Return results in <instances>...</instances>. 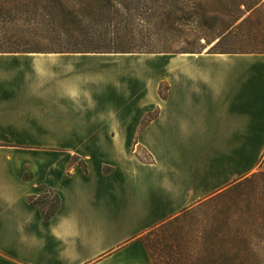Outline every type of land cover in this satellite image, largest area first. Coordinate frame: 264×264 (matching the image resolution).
<instances>
[{
	"label": "rangeland",
	"instance_id": "1",
	"mask_svg": "<svg viewBox=\"0 0 264 264\" xmlns=\"http://www.w3.org/2000/svg\"><path fill=\"white\" fill-rule=\"evenodd\" d=\"M61 46L59 41L44 42L39 47L42 53H33L28 58H0V104L12 106L15 113L7 120L32 137H42V140L21 142L8 140L3 143L13 144L15 148L0 151V166L7 171L1 174L4 180L0 179V255L15 257L23 264H60L69 248L83 256L98 246L111 247L144 223L142 216L155 188L150 175L142 178L132 175L126 180L122 172L126 168L122 165L105 181L110 185L109 196L80 200L70 195L58 217L44 224L35 209L26 203L31 185L23 180V172L27 166L36 178L49 164H65L69 172L76 167L86 174L94 154L104 173L110 172L122 158L129 162H150V142L141 140L140 132L134 134V124L141 122L142 129L157 116V104L162 105L166 98L168 62L174 58L186 60L184 54L56 53ZM225 55L223 58L227 60L234 59V68L254 71L253 84H264L257 77L264 69V55ZM56 83L62 86V95L37 87ZM158 85L160 89L156 93ZM167 107L164 119L170 125L175 110ZM176 117L194 118L187 109ZM124 123L128 125L120 129ZM223 145L182 138L153 140L151 148L158 157L175 156L171 160L176 163L174 167L183 169L185 175L192 167L194 182L206 180L205 188L200 190L207 198L159 224L150 233L146 240L151 264L167 263L161 245H178L192 251L215 249L230 257L236 255L235 264L241 263L251 251L264 264V170L256 167L250 175L235 171L240 170L241 163L253 161L257 166L264 160V141H234V149L219 150ZM184 153H189V161H193L190 166L177 159L176 155L184 156ZM231 158L234 174L228 175L234 177L227 179L226 174L217 170L226 168ZM211 159L223 162L213 166L209 164ZM196 160L204 165L196 164ZM95 161L88 182L79 175L74 178L78 190L94 187L99 181L93 167ZM28 172L24 173V179ZM45 196L49 202L45 209L49 212L58 195L46 187ZM29 198L33 203L39 200L38 195ZM76 209L83 213L81 222L95 223L104 215L109 228L102 232L72 231L73 234L65 237L54 236L55 223ZM104 257L73 264H103L98 262Z\"/></svg>",
	"mask_w": 264,
	"mask_h": 264
},
{
	"label": "crops",
	"instance_id": "2",
	"mask_svg": "<svg viewBox=\"0 0 264 264\" xmlns=\"http://www.w3.org/2000/svg\"><path fill=\"white\" fill-rule=\"evenodd\" d=\"M31 54H0V58L12 57H29ZM184 62L174 58L168 62L166 70V81L168 83L166 98L162 100V105L157 104V116L152 118L150 122L141 129V122H136L134 134L140 132L141 140L150 142V162H129L125 159H120L112 162H117L113 165V169L104 173L102 166L95 161L96 155L92 157L94 169L96 170L99 181L94 187H87L84 191L75 188L74 180L78 175L81 179L89 181L92 173L91 164L88 165L87 173L83 174L78 168H71L69 172L67 165H52L49 164L41 175L34 178L28 172L26 166L25 172H28V177L23 180L26 184L31 185V189L26 193V203L35 209L39 221L48 224L55 220L65 206L66 198L75 196L80 200H87L91 196L98 198L109 196V184L105 182L109 176H113L114 172L122 165L126 169L122 172L127 178L128 176H136L142 178L144 175H150V181L154 191L150 193L148 200L149 206L143 213L142 219L144 223L137 227L135 231L126 236L124 239L111 247H97L89 254L79 256L76 252H71L63 256L60 264H73L80 260L81 263L90 260H96L100 255H104L98 263L103 264H151V259L147 253L145 246L140 240H135L145 232L155 228L159 224L166 222L184 211L201 199L207 198L205 192L200 190L205 188L206 180H197L195 183L192 180V170L188 175H185L183 169H178L176 163L171 161L175 156L163 155L158 157L153 151V140L163 137L182 138L186 140H203L220 142L224 145L219 147L222 150L234 149V141H264V84H253L254 71L252 69L234 68V59L227 60L223 58L226 55L222 54H184ZM185 66L186 68H181ZM261 81H264V69L261 72ZM40 90L45 92L54 91L62 95L63 89L60 84L53 85H37ZM160 86H156V93ZM167 106H172L169 109H174L175 117L169 125L166 117L168 111ZM11 109V111H10ZM191 110L194 118H179L177 113L182 110ZM12 106L3 103L0 104V151L14 149L13 144L3 143L8 140L27 141V140H42V137H32L28 132L21 128L15 127L14 123H9L7 120L10 114H15ZM170 121V120H169ZM125 128L127 123L120 124ZM123 128V129H124ZM45 138V137H44ZM213 147V146H211ZM250 146V150H251ZM37 151V150H36ZM210 152V151H209ZM246 152L249 153V147H246ZM74 153L73 151L69 152ZM211 152L210 154H212ZM184 156L176 155L177 159L190 164L189 153H184ZM216 154V153H214ZM99 156V155H98ZM68 156H66V159ZM104 157V156H102ZM101 159V158H100ZM218 159V158H217ZM217 159H211L209 164L219 166L221 162ZM46 161H48L45 157ZM104 160V159H103ZM49 162V161H48ZM240 162V161H239ZM196 164H203L200 160H196ZM207 164V163H206ZM227 167L217 170L219 173L226 174L225 178L232 179L234 174V159L231 158L226 163ZM240 171L243 174H252L257 169L264 170V160L257 166L254 162L247 161L239 164ZM5 167L0 166V175L5 174ZM69 172V174H68ZM4 176V175H3ZM1 175L0 179L5 177ZM123 183V182H122ZM197 183H199L197 185ZM5 184V183H1ZM41 186L52 188L58 195L60 206L55 215L44 222L41 218L40 210L37 206L30 205L28 199L33 195H40ZM193 187V188H192ZM89 189V190H87ZM83 213L80 210H73L61 222H57L52 228L53 234L56 237H65L74 232L82 231H98L102 232L109 228V224L105 222L103 215L102 219H98L95 223L81 222ZM72 232V233H71ZM75 234V233H74ZM0 264H23L15 257L0 255ZM25 264V263H24Z\"/></svg>",
	"mask_w": 264,
	"mask_h": 264
},
{
	"label": "trees",
	"instance_id": "3",
	"mask_svg": "<svg viewBox=\"0 0 264 264\" xmlns=\"http://www.w3.org/2000/svg\"><path fill=\"white\" fill-rule=\"evenodd\" d=\"M52 41L62 45L56 53L264 55V0H0V54L42 53ZM45 190L28 199L44 222L60 206L56 198L46 211ZM155 228L138 237L150 258ZM161 246L166 264H235L215 249ZM240 261L262 264L251 251Z\"/></svg>",
	"mask_w": 264,
	"mask_h": 264
}]
</instances>
